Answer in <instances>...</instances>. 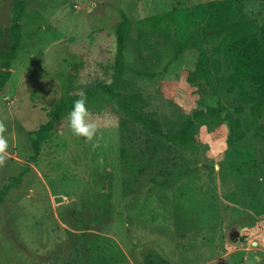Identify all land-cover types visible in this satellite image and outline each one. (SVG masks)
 <instances>
[{"label": "rangeland", "instance_id": "374dc122", "mask_svg": "<svg viewBox=\"0 0 264 264\" xmlns=\"http://www.w3.org/2000/svg\"><path fill=\"white\" fill-rule=\"evenodd\" d=\"M15 1L0 0V54ZM205 1L27 0L0 92V190L20 179L0 201V264H264V111L210 114L227 84L189 78L199 50L177 52L148 22ZM247 8L263 18L262 0ZM85 90L98 146L73 135L70 109L34 161L48 110ZM198 110L188 144L152 128L177 132ZM123 150L143 167L127 169Z\"/></svg>", "mask_w": 264, "mask_h": 264}, {"label": "trees", "instance_id": "16d2710c", "mask_svg": "<svg viewBox=\"0 0 264 264\" xmlns=\"http://www.w3.org/2000/svg\"><path fill=\"white\" fill-rule=\"evenodd\" d=\"M249 1L252 0H208L194 6L174 7L148 17L153 31L164 35L177 52L190 49L193 54L194 49L199 50L195 56L194 70L187 71L189 78L205 80L213 86L222 82L227 84L229 93L219 96L218 108L208 107L210 114L219 111L223 113L228 108L226 103L237 112H242L246 105H251L255 114L264 111V0L263 8L259 12L261 18L263 17L261 20L258 14L256 17L248 10ZM26 8L27 0L15 1L11 26L12 43L4 54H0L3 60L0 92L13 73L11 67L21 46L22 21ZM127 24L128 18L125 17L118 29L122 46L125 41L123 32ZM199 85L202 83L199 82ZM84 93L87 98L94 96L91 90H85ZM78 98V94L62 97L55 108L48 110L47 120L37 128L33 138L34 161H38L37 155L43 142L54 135L58 123L66 111L72 109L73 102ZM204 114V110L196 111L177 132L164 133L159 128H152L157 133L166 135L171 141L188 144L195 137L196 123ZM249 127L247 126L248 129ZM122 157L127 169L133 168L137 162L140 169L145 164L141 155L132 156L126 150L122 151ZM19 180L14 177L13 181L4 185L0 190V201L11 190L15 181Z\"/></svg>", "mask_w": 264, "mask_h": 264}, {"label": "clouds", "instance_id": "9594fccd", "mask_svg": "<svg viewBox=\"0 0 264 264\" xmlns=\"http://www.w3.org/2000/svg\"><path fill=\"white\" fill-rule=\"evenodd\" d=\"M79 98L73 102V107L68 114L69 127L73 135L84 138L85 142L92 143L93 148L97 147L96 137L99 131V124L91 118L87 107V95L83 91ZM8 128L4 120H0V167L5 166L9 157V140L6 136Z\"/></svg>", "mask_w": 264, "mask_h": 264}]
</instances>
